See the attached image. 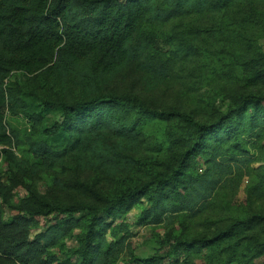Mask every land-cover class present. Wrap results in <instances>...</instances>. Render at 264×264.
<instances>
[{
  "label": "trees",
  "instance_id": "16d2710c",
  "mask_svg": "<svg viewBox=\"0 0 264 264\" xmlns=\"http://www.w3.org/2000/svg\"><path fill=\"white\" fill-rule=\"evenodd\" d=\"M229 11L242 37L250 35L249 27L264 36V0H0V156L9 170L8 184H0V264H115L118 243L108 241L117 236L114 221L103 216L127 215L142 200L148 207L141 210L140 225H159L185 212L198 216L233 163L248 165L242 138L263 136L264 95L232 97L226 113L200 123L107 90L109 82L133 66L154 82L166 77L169 67L155 60V40L146 28ZM260 38L244 39L243 74L252 86L264 83ZM16 72L37 76L52 95L14 96L5 81ZM6 112L23 113L31 121L29 160L11 149L16 137L6 130ZM50 113L60 120L43 126ZM156 119L180 122L190 135L185 150L172 153L174 162L160 171L152 157H141L144 128ZM68 161L80 171L97 172L108 186L125 183L107 198L78 180L54 177L53 189L85 194L87 200L62 205L28 189L25 198L14 201L12 191L20 178L51 172ZM199 162L206 166L201 175L194 172ZM81 213L85 216L77 218ZM53 214L61 217L49 219L48 228L31 237L40 220ZM159 246L157 255L138 258L131 253L128 262L156 264L183 254L191 264L206 251L209 264H264V212L235 219L210 237L166 235Z\"/></svg>",
  "mask_w": 264,
  "mask_h": 264
},
{
  "label": "rangeland",
  "instance_id": "374dc122",
  "mask_svg": "<svg viewBox=\"0 0 264 264\" xmlns=\"http://www.w3.org/2000/svg\"><path fill=\"white\" fill-rule=\"evenodd\" d=\"M231 15L232 11L218 17L186 16L153 26L151 29L146 28L145 32L155 40V60L169 67L166 77L162 82H154L147 73L133 66L123 70L109 82L107 90L116 95L136 97L151 110L186 114L200 123L211 122L226 113L232 104V97L244 93L264 95V83L252 86L243 74V62L248 51L244 39L253 35L261 37L258 46L264 52V36L249 27L247 31L250 35L242 37L236 19ZM5 85L14 96L20 93L41 97L52 95L51 90L37 76L21 72L13 73L5 81ZM59 92L69 91L59 89ZM58 120V114L50 113L45 116L42 124L50 126ZM4 122L6 130L9 133L13 131L16 137L12 151L18 158L29 160L26 140L32 135L31 121L23 113L12 115L6 112ZM189 141L190 135L184 134L180 122L152 120L144 128L141 157H152L154 163H158L159 169L156 170L160 171L164 165L174 162L172 153L183 152L185 144ZM242 141L241 146L247 152L244 156L247 157L245 160L248 165L242 162L238 165L233 163L231 172L228 171L218 182L208 199L207 208L198 216L185 212L173 214L159 225H140L137 220L141 210L148 207V203L143 200L127 215L116 216L114 219L103 216L107 222L114 221L112 229L117 236H108V241L118 243L115 264H133L128 262L131 253L138 258L157 255L159 243L166 235L173 234L187 240L210 237L235 219H244L264 212V183L261 184L264 181V134L260 140L245 135ZM3 148L0 147V150ZM205 169L206 166L199 162L194 172L201 175ZM8 177V166L1 155L0 184L7 185ZM54 177L63 182L78 180L107 198L112 196L115 187L125 183L119 181L113 186H108L97 172L80 171L68 161L65 166L55 167L51 172L39 173L32 178H20L12 191L14 201L25 198L28 189H33L38 195L46 196L48 200L62 205L87 200L85 194L53 189ZM137 177L143 178L141 175ZM4 211L7 217L9 212ZM83 216L84 213L76 215L77 218ZM60 217L53 214L48 219H41L39 229L33 231L31 237L34 233L45 231L49 226V219L57 220ZM67 243L69 246L75 245L73 240ZM209 254L204 251L199 256H194L191 264H209ZM189 260L190 257L179 254L176 258L165 259L156 264H189Z\"/></svg>",
  "mask_w": 264,
  "mask_h": 264
}]
</instances>
